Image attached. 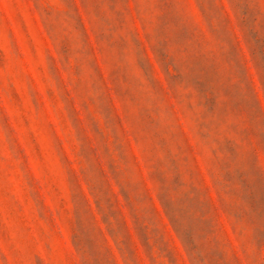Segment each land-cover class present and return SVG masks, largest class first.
I'll use <instances>...</instances> for the list:
<instances>
[{
	"label": "rangeland",
	"instance_id": "374dc122",
	"mask_svg": "<svg viewBox=\"0 0 264 264\" xmlns=\"http://www.w3.org/2000/svg\"><path fill=\"white\" fill-rule=\"evenodd\" d=\"M0 264H264V0H0Z\"/></svg>",
	"mask_w": 264,
	"mask_h": 264
}]
</instances>
